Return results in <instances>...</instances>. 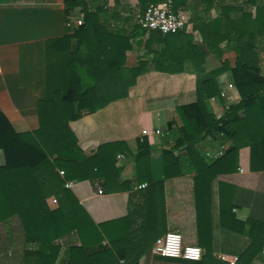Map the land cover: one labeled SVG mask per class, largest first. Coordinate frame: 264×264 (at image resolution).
Masks as SVG:
<instances>
[{
	"label": "trees",
	"instance_id": "obj_1",
	"mask_svg": "<svg viewBox=\"0 0 264 264\" xmlns=\"http://www.w3.org/2000/svg\"><path fill=\"white\" fill-rule=\"evenodd\" d=\"M162 1L139 0L138 7L143 14ZM64 2L67 17L80 9L83 22L48 43V50L60 55L62 62L53 72L48 95L38 102L39 128L18 133L0 112V150L5 157L0 165V264H139L166 234L161 218L163 183L150 182L141 194L143 200L131 202L126 217L100 225L65 183L100 180L108 192L132 190L142 182L139 164L151 147L147 141L138 142L134 154L137 176L124 181L117 156L132 155L129 146L125 142L103 144L87 156L70 122L126 98L148 70L149 56L161 72L185 71L186 64L204 72L209 51L221 59V65L202 83L205 98L219 96V79L228 75L240 100L216 115L198 91L194 103L178 107L179 122L161 135L164 176L192 174L196 184L210 183L220 174L239 169L244 147L250 148L251 170L264 171V0H173L176 10L192 12V29L162 34L147 32L137 24L135 35L110 25V20L120 16L108 0ZM195 33L202 37L203 48L193 44ZM140 35L149 36L147 52L136 66L127 67L131 39ZM153 42L161 45L159 52L151 49ZM226 53L234 56L233 65L224 57ZM61 78L65 84L59 85ZM211 142L219 149L227 146L215 161L204 156ZM235 223L251 239L242 258L254 257L264 246V223ZM202 259L203 264H218L211 254Z\"/></svg>",
	"mask_w": 264,
	"mask_h": 264
},
{
	"label": "crops",
	"instance_id": "obj_2",
	"mask_svg": "<svg viewBox=\"0 0 264 264\" xmlns=\"http://www.w3.org/2000/svg\"><path fill=\"white\" fill-rule=\"evenodd\" d=\"M108 4L120 16V19L110 20V25L127 29L135 35L136 18L142 14L139 0H108ZM178 11L191 13L188 32L194 26L192 12L184 8ZM212 13L215 16L214 10ZM69 16L72 20L79 19L80 9H75ZM67 19L64 0H0V112L18 133L33 132L40 126L38 102L48 95L53 72L62 62L60 55L48 50V43L72 32L67 26ZM104 20L103 15L101 21ZM195 34L193 44L202 46V37ZM148 38V35H140L131 39L127 67L136 66L147 52ZM151 49L159 52L161 45L153 42ZM206 53L204 72L195 71L191 64H186L185 71L178 73L161 72L155 69L153 56H149L148 70L138 77L126 98L112 101L96 112L85 113L80 119L70 122L87 156L97 153L103 144L125 142L129 146L132 155L117 156L116 165L122 169L124 181H133L137 176L138 165L134 154L138 142L147 141L151 150L139 164L142 182L132 190L108 192L100 180H84L74 181L69 191L92 221L100 225L126 217L131 202L143 200L141 194L150 182H162L164 211L161 218L165 222L166 233L179 232L185 245L199 246L203 251L202 257L211 254L218 264H229L231 260L238 264H264V246L254 257L242 258L251 239L235 223L236 220L264 223V171L251 170L250 148L240 150L236 172L220 174L212 182L203 181L198 185L192 174L166 179L161 135L142 134L144 129L164 131L177 125L176 109L194 103L198 91L204 95L203 81L221 65L218 56L209 51ZM224 57L234 64L232 54L226 53ZM261 74L264 76V61ZM219 84L222 93L232 82L228 75H223ZM221 93L210 99L204 95L209 111L216 115L223 114L226 107L240 100L236 89L228 90L227 97H222ZM220 151L211 142L204 156L209 161H215L220 157L217 156ZM4 163L5 157L0 150V165ZM153 247L141 257L139 264L204 263V259L190 261L163 257L155 254ZM222 256H226L227 260H223Z\"/></svg>",
	"mask_w": 264,
	"mask_h": 264
},
{
	"label": "built area",
	"instance_id": "obj_3",
	"mask_svg": "<svg viewBox=\"0 0 264 264\" xmlns=\"http://www.w3.org/2000/svg\"><path fill=\"white\" fill-rule=\"evenodd\" d=\"M138 25L146 30L159 31L162 34H174L179 31L189 28L191 23V13L178 11L174 7L173 0H165L157 4L150 5L143 14L137 15ZM83 22V15L77 20H72L69 16L67 20V26L72 27L74 24H81ZM235 89L233 84H228L227 88L222 91V97H227L228 90ZM143 135H162L160 129L149 131L144 129ZM224 148V147H223ZM217 156H221L224 149ZM60 175L64 177V171H60ZM75 184L74 181H66L65 187L70 189ZM102 193V190H100ZM56 202V200H54ZM153 252L157 255L169 258H183L190 261H200L203 256L202 249L197 245H185L183 237L179 232H168L164 236L160 237L154 247ZM223 260H227L226 256H222ZM229 264H238L237 261L231 260Z\"/></svg>",
	"mask_w": 264,
	"mask_h": 264
},
{
	"label": "rangeland",
	"instance_id": "obj_4",
	"mask_svg": "<svg viewBox=\"0 0 264 264\" xmlns=\"http://www.w3.org/2000/svg\"><path fill=\"white\" fill-rule=\"evenodd\" d=\"M54 81V80H53ZM60 82V84L59 85H61V84H65V82L63 83V78H61V79H58L57 80V83H59Z\"/></svg>",
	"mask_w": 264,
	"mask_h": 264
}]
</instances>
